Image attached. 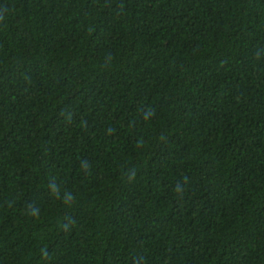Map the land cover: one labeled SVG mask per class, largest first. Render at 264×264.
<instances>
[{
	"label": "trees",
	"instance_id": "trees-1",
	"mask_svg": "<svg viewBox=\"0 0 264 264\" xmlns=\"http://www.w3.org/2000/svg\"><path fill=\"white\" fill-rule=\"evenodd\" d=\"M0 264H264V0H0Z\"/></svg>",
	"mask_w": 264,
	"mask_h": 264
}]
</instances>
